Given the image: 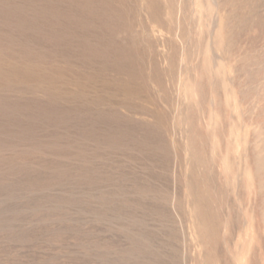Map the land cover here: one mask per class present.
<instances>
[{
  "label": "rangeland",
  "instance_id": "1",
  "mask_svg": "<svg viewBox=\"0 0 264 264\" xmlns=\"http://www.w3.org/2000/svg\"><path fill=\"white\" fill-rule=\"evenodd\" d=\"M149 262L264 264V0H0V264Z\"/></svg>",
  "mask_w": 264,
  "mask_h": 264
},
{
  "label": "bare ground",
  "instance_id": "2",
  "mask_svg": "<svg viewBox=\"0 0 264 264\" xmlns=\"http://www.w3.org/2000/svg\"><path fill=\"white\" fill-rule=\"evenodd\" d=\"M12 10V9H11ZM89 13V12H88ZM92 15V14H91ZM80 17H81V15H80ZM75 21V20H74ZM73 23V22H72ZM84 25V24H83ZM104 49V48H103ZM114 52V51H113ZM2 106V105H1ZM59 110V109H58ZM59 113V112H58ZM50 118V117H49ZM20 122V121H19ZM27 132V131H26ZM111 135V134H110ZM69 166V165H68ZM37 182V181H36ZM31 185V184H30ZM36 185V184H35ZM15 191V190H14ZM109 196V195H108ZM54 200V199H53ZM105 208V207H104ZM60 210V209H59ZM68 210V209H67ZM125 213V212H124ZM119 215V214H118ZM97 217V216H96ZM110 252V251H109ZM161 252V251H160ZM144 257V256H143ZM142 262H144V261H142ZM148 264V263H147ZM149 264H150V262H149Z\"/></svg>",
  "mask_w": 264,
  "mask_h": 264
}]
</instances>
